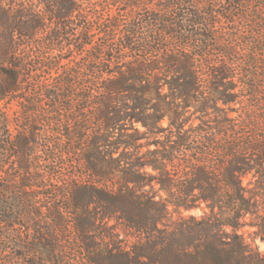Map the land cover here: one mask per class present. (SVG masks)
Wrapping results in <instances>:
<instances>
[{
  "label": "rangeland",
  "instance_id": "rangeland-1",
  "mask_svg": "<svg viewBox=\"0 0 264 264\" xmlns=\"http://www.w3.org/2000/svg\"><path fill=\"white\" fill-rule=\"evenodd\" d=\"M0 1L5 8H31L35 19L25 18L21 20L22 22L32 25L33 21L44 19L43 22L47 23L42 14L45 6L38 0ZM83 1L85 19L80 20L78 17L70 20L69 30L72 31L73 36L65 37L64 41L75 44L77 38H80L84 32L90 43L85 54H79L76 49L73 51L70 46L63 52L50 51L48 48L50 35L47 31H41L34 39L42 47L26 43L16 55V63H21L29 69L28 72H22L21 92L0 103V144L3 148L0 149V264H87L86 258L79 249L76 230L79 223L76 222V217L81 218L83 225L95 222L100 230L98 235L101 237L97 243L102 246L115 243L128 251L129 247L142 244L144 236L128 230L121 221L111 218L96 219L100 218L104 211L95 205L96 201H90L87 212L72 210L69 201L72 198L70 185L73 182L85 181L80 180L86 176L87 163L83 161L84 154L95 157V154L101 152V156L105 155V160L110 161V158H114L117 161L115 164L127 166L128 161L125 163L123 159L130 158V163L136 161L142 166L148 162L154 151L171 150L172 147L184 153L180 156L179 163L170 168L171 173L180 175L183 181L188 182L194 178V171L189 169L187 164H191L194 168L195 162L201 159L206 160L208 167L216 170L221 180L228 170L231 171L235 179L248 191L247 196L250 197L249 201L253 205L252 213L242 212L238 215L237 211L235 215L229 214L233 218L236 217V222L239 224L237 234L245 245L259 257V261L264 262V191L262 190L264 187V0H253L248 9H245L246 12H252L263 18L262 23L260 18L255 19L258 23L253 22L261 33V36L256 35L259 36L257 41L261 44L259 50L255 51L256 48L252 46L247 49L239 48L240 38H248L247 29L254 25L240 16H237L234 22L228 23L216 15V24L211 29L216 36V41L211 44H216V48H230L239 53L240 62L250 58L251 53H257L255 56L260 61L259 66L253 69L245 68L255 78L253 80L258 86L254 83L256 86L254 91L260 94V98L254 94L255 92L251 96L247 90L245 80L250 78L249 74H241V72L233 74L229 71L232 75H224L226 78L224 80L220 75L218 81L221 84V93H225V96H236L232 102L225 103L224 100L216 98L205 88L206 83L200 84L199 90L197 89L199 94L195 95L196 98L191 101L189 107L182 109L183 103L180 100L174 101L175 105L179 104L178 112L181 116L177 120V127H173L171 123L175 122V119H172L173 121L169 117L161 121L156 119L157 115L151 109L155 101H150V107L146 112V116L149 117V127L127 118L114 127L122 126L124 130L103 129L97 135L95 133L96 138L103 137L107 141L105 147L85 152L79 151L78 138L82 135V131L75 128L85 124H92L94 127L97 125L96 109H100L101 106L94 104L100 95L95 93V89L99 83L111 80L106 75L98 79L97 67L102 68L107 66V63L105 60L98 65L99 62L92 57H95L96 51L104 43L121 47L120 33L133 22V17L159 10V6L163 5L165 0H137L142 6L140 8L132 7L126 0H81ZM196 1L202 7L209 2ZM217 4L223 6V3ZM184 6L193 10L190 5ZM220 10L223 11L222 7L216 8V11ZM136 22L143 25L141 21ZM100 27H111L114 39L107 42L108 38L100 33ZM202 28L203 26H195L190 30L194 34L206 33ZM8 31L7 27L0 24V38L8 34ZM147 31L149 30L141 29L140 33ZM161 48L165 50L164 47ZM193 48L189 54L196 59L195 64L199 66L195 75L201 82H207L209 79L207 60L211 61L210 67L222 69L227 58L217 56V51H212L211 57L195 56L199 49L193 51ZM118 56L124 61L118 65H111L108 69L121 68L125 71L127 64L134 61L126 49H123ZM159 56L157 53L152 57ZM45 62L46 64L56 62L58 68L51 71L40 67ZM93 67L96 69L91 70ZM40 68L41 70H38ZM154 76L156 77V74L148 73L144 79L149 81L148 83H153ZM165 76L166 74L161 72L160 77L165 78ZM64 80L74 84L72 93L75 96L64 98L60 101V105L55 107L51 103V97H47L44 92L45 90L52 92L56 84ZM159 85L154 90L155 94L169 96L175 93L165 81L162 80ZM61 92L67 93L65 85L61 87ZM167 101L172 102L173 99L170 97ZM205 104L209 109L202 112L201 108ZM127 106H131L128 100L127 104H115L113 108L127 109ZM129 112L132 114L131 111ZM119 116L123 119L125 115ZM119 116L114 117L117 120ZM110 117L113 118V115ZM115 119L112 121L114 124H116ZM222 120H225L223 126L217 127V121ZM179 135L189 137V142L184 147H179V140L176 139ZM20 138L27 141L30 150L24 158L25 168L21 167L18 155L10 152L11 143H16ZM125 142L133 144L132 147L125 148L122 145ZM255 146L260 150H245ZM134 171L145 179L142 180V185L150 184L149 181L158 176L152 167H139ZM108 185L110 184L106 183V186ZM141 190L166 197L159 191V187L153 184ZM197 194L198 192L193 193V197ZM80 198L82 201L86 200L81 196ZM171 212L173 221L189 222L192 219L199 221L211 215L213 209L209 204L202 203L197 204L193 209H179L176 212L171 209ZM240 215L242 217H239ZM233 231L232 228H224L223 234H233Z\"/></svg>",
  "mask_w": 264,
  "mask_h": 264
},
{
  "label": "trees",
  "instance_id": "trees-1",
  "mask_svg": "<svg viewBox=\"0 0 264 264\" xmlns=\"http://www.w3.org/2000/svg\"><path fill=\"white\" fill-rule=\"evenodd\" d=\"M38 1L45 6L42 14L47 23H44L43 19L35 20L32 25H29L21 20L35 19L31 8L10 9L0 3V24L9 30L8 34L0 38V103L21 92L22 72H28L29 69L21 63H16V55L22 45L26 43L42 47L34 39L41 31H47L50 35L48 40L50 51L63 52L70 46L73 51L76 49L79 54H85L86 48L90 45L84 32L80 38H77L75 44L71 41H64L65 37L73 36L72 31L69 30L70 20L78 17L80 20L85 19L83 17L84 1ZM208 1L202 7L196 0H165L163 5L159 6V10L133 17V22L127 26L128 28L126 27L124 32L120 33L121 47L118 48L110 43L101 45L92 59L99 62L98 65L101 64V61L106 60L107 66H102V68L98 66L96 73L98 79L106 75L111 80L99 83L95 89V93L102 95H99L98 100L94 102L101 106L100 109H96L98 113V117L95 118L97 125L94 127L92 124H85L75 128L82 131V135L78 138L79 151H96L105 147L107 141L103 137L96 138L95 133L97 135L103 129L113 130L115 125L127 118L149 127V117L146 116V112L150 107V101H155L151 109L155 111L158 121L169 117L171 120H176L171 125L177 127V120L181 115L178 112L179 104L175 105L174 101L180 100L183 103L182 109L189 107L191 101L196 98L195 95L199 94L200 84L206 83L205 88L210 90V94L224 100L225 103L232 102L236 98V96H225V93L220 92L219 76L222 75L223 77L220 78L224 80L226 79L224 75H232L229 71L233 74L240 72L249 74V70L245 67L257 68L260 61L256 58L257 53L255 52H250V58L240 62L239 53L230 48H216V44H211L216 41V36L211 29L216 24V15L228 23L234 22L235 18L240 16L246 22L254 24V28L252 26L247 29L248 38H240L241 46L238 44L239 48L247 49L252 46L257 51L261 48L260 42L257 41L261 33L256 28V23L253 22L260 18L262 23L263 18L245 11L253 0ZM126 2L134 8L142 7L137 0H126ZM184 3L190 5L193 10H189L188 6L185 8ZM217 3H223V6ZM225 4L228 5L225 6ZM217 7H222L223 11H216ZM137 20L143 22V25L136 22ZM195 26H203L202 30H205L206 33L194 34L190 28ZM113 28L118 27L113 26ZM141 29L149 31L140 33ZM99 31L103 36H107V42L114 39L111 27H100ZM257 34H259L258 37H256ZM240 36L242 37V34ZM161 47L165 48L166 53H163ZM192 47H194L193 51L199 49L195 56L211 57L212 51H217V56L227 58L222 69L210 67L211 61L207 60L209 74L207 82H201L195 75L199 66L195 64L196 59L189 54ZM123 49H126L131 55L133 63L127 64L125 71L121 68L108 69L111 65H118L124 61L122 57L118 56ZM157 53L160 55L158 58L152 57ZM40 67L53 71L58 68V63L46 64L45 62ZM95 69L96 67L91 68V70ZM161 72L166 74L165 78L160 77ZM148 73L156 74L153 83H148L149 81L144 79ZM248 76L250 78L245 80V84L253 96L254 89L256 90L258 85L253 80L255 78L252 77V74ZM168 78L169 80H167ZM162 80L175 93L169 96L155 94L154 90ZM63 85L67 87L66 94L61 92ZM74 88L72 82L64 80L58 82L52 92L45 90L44 94L51 97V103L56 107L64 98L75 96L72 93ZM89 90L92 89L89 88ZM254 94L260 98L258 92ZM170 97L173 99L172 102L167 101ZM127 100L131 102V106H127V109L125 107L113 108L115 104H127ZM198 103L200 104V102ZM207 109L209 107L205 104L201 111L205 112ZM129 111L132 114H129ZM121 114L125 115L123 119L119 116ZM112 115L113 118L110 117ZM114 116L116 118L119 116V118L116 120ZM114 119L116 124L112 123ZM224 123L225 120L217 121L216 125L221 127ZM114 129L124 130V127L120 126ZM176 139L179 140V147H184L189 142V137L185 135L176 136ZM122 145L130 149L133 144L125 142ZM255 147L245 150H260ZM0 149H3L1 144ZM10 152L18 155L21 167L25 168L24 158L30 152L27 141L20 138L16 143H11ZM182 155L184 153L176 151L175 147H172L171 150H157L151 153L148 162L142 166L136 161L130 163V158L123 159L124 162L128 161L127 166L115 164L117 161L114 158H110V161L105 160V155L101 156V152L95 154V157L89 156V154L83 155V161L87 163L85 165L86 176L80 180L85 181L73 182L70 185L72 196L69 200L70 208L87 212L90 201H96L95 205L99 209H104L100 218L96 219L119 220L128 230L144 236L142 244L133 245L129 247L128 251L115 243L102 246L97 243L101 237L98 235L100 230L95 222L83 225L81 218L76 217L75 220L79 223L76 228L80 243L79 249L83 257L86 258L87 264H260L262 262L237 234L239 224L236 222V217L233 218L229 214L235 215L237 211L238 215L242 212L244 214L252 213L253 205L249 201L250 197L247 196L248 191L235 179L231 171L228 170L223 176L224 179L221 180L218 173L216 174V170L208 167L209 164L206 160L201 159L195 162L194 168L191 164H187L188 168L190 167L189 169L194 171V178L188 182L183 181L180 175L172 174L170 171V168L179 163ZM139 167H152L158 176L152 178L149 181L150 184L142 185V180L145 179L134 171ZM106 183L110 185L106 186ZM151 184L158 186L159 191L166 197L141 190ZM103 186H105L104 189ZM262 190L264 191V187ZM195 192L198 194L193 197ZM80 196L86 200L82 201ZM202 203L210 205V208L213 209L211 215H207L199 221L192 219L189 222H183L171 219V209L174 212L179 209L189 210ZM239 206L240 208H237ZM216 210L218 211L216 212ZM224 228H232L234 233L225 235L223 234ZM112 236L114 237V235Z\"/></svg>",
  "mask_w": 264,
  "mask_h": 264
}]
</instances>
